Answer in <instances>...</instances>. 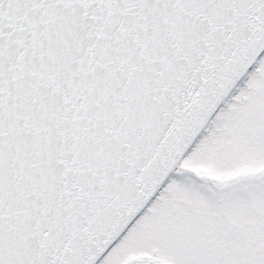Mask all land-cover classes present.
Here are the masks:
<instances>
[{
	"label": "snow or ice",
	"instance_id": "obj_1",
	"mask_svg": "<svg viewBox=\"0 0 264 264\" xmlns=\"http://www.w3.org/2000/svg\"><path fill=\"white\" fill-rule=\"evenodd\" d=\"M0 264H264V0H0Z\"/></svg>",
	"mask_w": 264,
	"mask_h": 264
}]
</instances>
